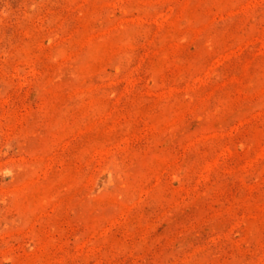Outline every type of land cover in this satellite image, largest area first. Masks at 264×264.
<instances>
[{
  "label": "rangeland",
  "instance_id": "1",
  "mask_svg": "<svg viewBox=\"0 0 264 264\" xmlns=\"http://www.w3.org/2000/svg\"><path fill=\"white\" fill-rule=\"evenodd\" d=\"M0 264H264V0H0Z\"/></svg>",
  "mask_w": 264,
  "mask_h": 264
}]
</instances>
